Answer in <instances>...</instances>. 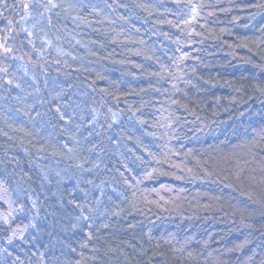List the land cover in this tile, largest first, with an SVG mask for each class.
<instances>
[{
    "label": "trees",
    "instance_id": "1",
    "mask_svg": "<svg viewBox=\"0 0 264 264\" xmlns=\"http://www.w3.org/2000/svg\"><path fill=\"white\" fill-rule=\"evenodd\" d=\"M0 264H264V0H0Z\"/></svg>",
    "mask_w": 264,
    "mask_h": 264
}]
</instances>
